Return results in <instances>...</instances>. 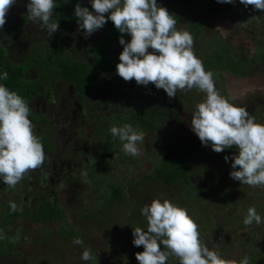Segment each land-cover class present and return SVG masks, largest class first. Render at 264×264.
Masks as SVG:
<instances>
[{"label":"clouds","instance_id":"9594fccd","mask_svg":"<svg viewBox=\"0 0 264 264\" xmlns=\"http://www.w3.org/2000/svg\"><path fill=\"white\" fill-rule=\"evenodd\" d=\"M234 2L216 0L223 4ZM239 2L264 12V0ZM13 3L15 0H0V28ZM55 4L56 0H27L25 5L30 21L37 23L49 38L59 27L53 18ZM88 4L91 10L81 6L79 0L74 5L77 31L82 30L87 38L106 22L112 23L121 34L118 44L122 46L115 65L116 74L125 82L134 80L145 87L151 82L169 98L175 97L178 90L195 88L204 93L191 113V131L202 146L210 147L213 152L235 149L230 179L249 187L264 188V124L256 122L245 107L231 102V97L219 94L214 86V74L206 71L194 54L192 34L176 27L175 14L157 0H88ZM123 34L129 37L127 42ZM7 78L6 71L0 72V183L10 190L29 170L39 168L45 155L39 138L33 134L29 105L2 83ZM108 131L119 139L124 154L132 157L141 154L143 135L131 124L112 125ZM228 159L224 156L226 163ZM9 207L16 210L15 203ZM139 212L146 226L131 228L132 245L143 249L134 253L138 264H168L170 256L178 264H249L246 255L238 261H229L215 245L209 248L200 238L199 227L188 209L167 198L155 197ZM242 223L260 225L264 217L250 206L242 214ZM72 243L82 245L83 242L77 237ZM91 258L90 250L84 248L80 259L87 262Z\"/></svg>","mask_w":264,"mask_h":264},{"label":"flooded vegetation","instance_id":"af4514ba","mask_svg":"<svg viewBox=\"0 0 264 264\" xmlns=\"http://www.w3.org/2000/svg\"><path fill=\"white\" fill-rule=\"evenodd\" d=\"M24 2L25 0H15V3L10 5L11 10L9 9V12L5 14L7 26L4 28V35L7 38V44H0L6 51L5 58L15 64L26 61L32 53V46L35 44L33 41L28 47L27 45L20 47L18 45L19 40L15 38V35L22 33L25 27L32 26L33 23L29 17L19 27L18 31L10 35L6 34L9 26L17 23L19 19L25 16ZM170 3V0H164L160 5L166 7L170 13L175 14L176 17L174 18L177 20L176 27L178 29L182 23H185V30L193 36L194 54L202 61L204 69L214 74V86L219 94L231 97V102L245 107L256 122L264 124V29L261 30L263 34H259L262 38L255 39L254 29L257 28L250 26V24L255 23L254 18L251 17L252 20L246 19L245 13L240 10L229 13L231 4L216 3V0H212L211 6L206 8L204 6L205 0H196L195 5H189L188 8L179 12L175 11ZM56 4H58L57 1ZM66 6L68 9L70 8L69 4ZM58 9L53 10V18H56ZM22 10L23 12H21ZM186 11L191 13L185 15ZM254 12L260 21H263L260 26L264 28V20L261 19V17L264 18V14L256 10ZM76 25L75 20L69 25L65 34L60 33L51 38L46 33L47 42L42 51L50 49L49 45L51 44L56 45L58 39H63L69 30ZM96 33L97 38L91 43L92 45L101 38L100 29ZM124 38L129 39L127 34ZM55 47V57H60L63 54L74 55L72 52H63L60 47ZM113 48L107 51V54L112 58L118 56L116 50L121 51L122 46ZM64 51L66 50L64 49ZM87 51L86 48L88 54ZM41 75L42 72L35 66H30L24 74L31 79L39 80L40 78V87L45 89L27 102L30 113L36 117L32 124H37V132L40 134L41 131L50 148L44 152V155L49 159L55 158L56 161H60L59 159L69 161L66 157H69V154L74 155L77 150L85 149V153L88 150L90 153L96 154L101 150L100 146L110 141L114 147L111 156L112 166L108 170H100L101 176L103 180H108L112 178L110 174L113 175V173L111 172L117 171V179L112 178V180L115 184L123 187V193L126 185H121L118 180V173L122 165L134 164L131 168L134 174L130 175L129 173L128 175L140 180L141 176L150 173L153 160H157L166 149L173 151L175 143L181 142L183 145L193 146L200 142L191 131L189 123L195 105L204 97V93L198 92L195 88L185 91L178 90L175 97L169 98L162 89H156L151 82L145 87L137 85L134 80L125 82L121 78V85L111 84L108 77L112 78L113 75L109 76L106 73L99 78L105 88L102 96L98 90L93 89L87 93L86 98L79 99L72 82L57 78L51 83L47 75ZM125 86L132 87L131 92H123L122 88ZM112 91H116V93ZM52 111L54 113H51ZM134 111L136 112L134 116L129 114V112L133 113ZM83 114L84 118H82ZM122 118L143 135V140L140 142L141 154L139 156L128 155L127 160L116 163L115 161L118 159H126V154L121 151L119 139L113 138L111 133H108V129L112 125L124 124ZM56 132L60 135L58 140L54 138ZM95 138L97 139L94 140ZM64 149L65 153L61 154ZM226 151L229 153L227 163L222 164L219 162L218 156L215 155L208 160V164L218 162L216 169L221 170V166L231 169V156L235 149H227ZM137 159L138 161L143 159L142 164L140 162L144 168L142 171L137 169ZM78 163L80 168L76 164L70 168L72 170L77 169L74 177L69 176L70 169L63 176L65 177L63 178L64 185H69L72 182H87L90 190L99 196L98 191L99 193L102 192L103 186L93 183V180L87 175H82V172H87L88 167L83 165L81 161ZM82 168L85 169L82 170ZM219 175L221 176L220 173ZM126 193L128 192L124 194L126 195ZM89 224L96 225L93 220Z\"/></svg>","mask_w":264,"mask_h":264},{"label":"trees","instance_id":"16d2710c","mask_svg":"<svg viewBox=\"0 0 264 264\" xmlns=\"http://www.w3.org/2000/svg\"><path fill=\"white\" fill-rule=\"evenodd\" d=\"M56 1L58 3L56 6H58L57 8L55 6L54 9H59L55 20L59 22V27L57 32L52 35L53 37L60 33L65 34L68 31L69 25L76 20L73 12L74 5L78 2V0ZM170 2L171 7L175 11L182 12L189 5H195L196 0H170ZM211 2L212 0H205L204 6L206 8L210 7ZM24 3L25 6L27 0ZM79 3L81 6L89 7V10H91L88 0H79ZM66 4L70 5L69 9ZM261 13L264 14V12ZM27 17L28 14L25 11V16L19 19L17 23L9 26L6 34L10 35L18 31L19 27L27 20ZM100 32L102 34L100 40L87 48L88 55L86 60L76 56L72 57L68 54L55 57V44L49 45L50 49L45 51H42V47L34 44L31 48L32 53L28 59L15 64L5 58L6 51L0 46V72L6 71L8 73L7 80L2 81V83L10 90L15 91L27 103L36 94L42 93L45 90L40 87V78L37 80L24 76L25 71L30 66H35L42 72L41 76L47 75L51 83L57 78L72 82L79 99L86 98L87 93L93 89L98 90L100 96H102L105 88L99 78L106 73L109 76L114 75L115 65L118 63V56L112 58L107 54V51L113 47H119L118 37L121 34L110 21L100 28ZM123 35L125 36V34ZM125 41L127 42V39ZM96 79H99V81H96ZM112 92L116 93V91ZM135 113V111L133 113L129 112L132 116ZM28 118L31 122H35L36 117L30 111ZM123 122L126 123L124 120ZM35 130L37 131V127ZM36 131L33 134L39 138L43 151L49 150V145L45 141L46 138L42 135L41 131L40 134H37ZM112 145L110 141L105 143L100 146L101 150L96 154H92L88 150L86 151L90 157L88 161L83 163V165H87L88 167L86 172L87 177L93 180V183L103 186V191L100 193L98 191L99 202L96 209L79 215V219L85 225L88 224V228L94 227L89 222L91 223L92 220L97 218L105 226L110 227L112 231L121 228L125 235L129 234L128 240H132L131 228H144L146 226L144 218L140 215V208L150 203L155 197H163L188 209L189 215L199 227L202 241L209 248L215 245L219 249L221 256L226 260L238 261L246 255L249 264H264V223L260 225L253 224L251 226H244L242 223V214L250 206L255 207L258 214L264 217V202L261 200V197H256L264 196V189H261V187H249L239 184L238 181L234 180L229 181L228 174L231 169L221 167L223 171L220 172L219 168L216 169L218 162L211 165L208 164V160L212 159L215 155L218 156L219 162L225 163L224 156L229 155L226 151L227 149L223 152L215 153L211 148L208 149L202 146L200 142L193 146H186L181 142L175 143L173 151L166 149L157 160H153L152 169L149 174L141 176L140 180H136L134 177L128 179L125 185L129 186L133 198V202L129 208L130 203L126 200L123 187L115 184L112 179L103 180L101 176L102 170H108L112 166L111 156L114 150ZM115 148H118V146H115ZM127 156L125 155L126 159H118L115 162H123L127 160ZM219 173H222L221 176ZM135 187L138 188L135 189ZM142 192H146V194L142 195ZM122 206H126V209L121 212V218L110 222L108 213L114 208ZM63 218L62 209L55 198L48 200L46 197H40L37 200L36 206L32 208L24 207L23 209L12 211L9 207H5L0 216V235L3 236L6 230L5 226L13 224L15 219H25L30 222L39 223L45 221L56 222ZM83 231L79 232L75 226L69 225V227H65L60 224L57 231H55V233H58L57 242L53 241V231H48L47 238L41 237L42 239L40 238V240L49 245V249H53V251L45 253L46 257L49 258H45L40 262L31 261L29 264H61L62 261H69L67 264H75L77 262V264H81L77 253H71L70 255L72 247L69 244H63L66 238L73 241L74 238L79 237L82 242L84 241L81 246L90 250V243L88 244L84 240L85 234ZM59 244L62 245L61 249L56 247ZM12 246L13 244L10 245L8 241L0 239V264H8L7 260L10 259V256L12 257L11 261L13 264H24L19 260L22 253L14 249L11 251L10 256L6 258L7 260H2L1 257H5ZM132 248L134 253L143 250L142 246H133ZM65 251V257L62 258L61 255ZM122 252L118 250L119 255L124 254ZM124 252H126V255H124L131 256V259L124 261L122 264H138L134 254L129 253L130 255H127V252H130V250L126 249ZM69 257L70 259L68 260ZM101 259L95 256L87 261L86 264H101L104 258ZM111 264L119 263L112 262ZM168 264H178V260L170 256Z\"/></svg>","mask_w":264,"mask_h":264},{"label":"rangeland","instance_id":"374dc122","mask_svg":"<svg viewBox=\"0 0 264 264\" xmlns=\"http://www.w3.org/2000/svg\"><path fill=\"white\" fill-rule=\"evenodd\" d=\"M159 4L163 3L164 0H157ZM13 5V4H12ZM18 6V5H17ZM11 6H9L7 12H9ZM11 10V9H10ZM16 10V9H15ZM235 10H240L242 13H245V17L248 20H252L251 17H253V21L255 23L250 24V26H254L255 39H261L262 36H259L261 33V30L264 29L260 25L263 24V21H260V18L257 17V14H255L254 9L251 5L245 6L239 2V0H235L234 3H232L229 7V13L235 12ZM245 10V12H244ZM6 12V13H7ZM23 12V10L21 11ZM191 12L186 11L185 15H189ZM184 15V16H185ZM262 20L264 18L261 17ZM7 19H5L6 22ZM33 23L32 26H27L22 31V33H18L15 35V38L19 40L18 45L21 47L23 45H27V47L33 42L38 47H45V44L47 42L46 40V32L42 31L37 23ZM242 23V22H241ZM185 23H182L179 26L180 28H184ZM7 25L4 24L2 28H0V44L6 45L7 44V38L4 35V28ZM97 31L92 33L89 37L83 38L82 30L77 31V25L69 30L66 36L63 37V39H58L56 46L57 48L60 47L64 51H68L69 53L72 52V54H76V57L86 60L87 59V53L86 48L92 46V42L96 40L97 38ZM61 42V43H60ZM43 45V46H42ZM119 50H116V53L119 54ZM72 55V57L74 56ZM13 59V58H12ZM108 81L111 84H117L121 85L122 81L121 78L116 74L114 71V75L112 78L108 77ZM67 86H65V89ZM132 87L125 86L122 88V91L125 92H131ZM36 108V107H35ZM51 113H54L52 111ZM56 113V112H55ZM84 118V114L82 116ZM37 124H33V133H35V128ZM37 132V131H36ZM65 131L63 130V133ZM38 133V132H37ZM39 134V133H38ZM60 135L56 132L54 135V138L58 140ZM58 138V139H57ZM95 138L94 140H96ZM93 140V142H94ZM88 145V144H85ZM65 153V149L62 150L61 154ZM73 153V152H71ZM69 159V161H61L62 159H59L60 161L54 160L55 158L49 159L45 155L44 162L42 165L35 169V170H29L24 177L21 179V181L16 185L14 189H7L3 183H0V216L1 212L5 209V207H9L10 203L16 204V209H23L24 207H34L37 204V200L40 197H46L48 200H53L54 198L57 200V203L62 209V214L64 216L63 219H60V221H45V222H30L25 219H15L13 221V224L6 225V230L3 233V240L8 241L10 245L13 244V246L10 248V250L6 253L5 257L2 256V260H7L6 258L10 256L11 251L19 250L22 255L20 256L19 260L23 262L24 264H29L32 262H40L43 261L46 257V254L48 251H53V249H49V245L44 243L42 240H40L41 237L47 238V232L53 231V241L57 242V236L58 233L57 229L59 228V225L62 224L65 227L75 226V228L80 232L84 230V240H86L90 247V252L92 258L95 256H98L99 258H104L101 262V264H111L112 262H117L119 264H122L124 261H127L131 259L126 255V252H124L126 249L130 250V252H127V255H130L129 253L134 254L131 240H128L129 234H126L121 230V228H118L117 230L112 231L110 227L105 226L100 219H95L93 222L96 223L94 227L87 228V225H85L81 219H79V215L84 214L85 212H90L92 210L96 209V206L99 202L98 196L95 192L90 190V187L87 182H72L69 185H64L63 177L67 171L78 165L79 161L83 164L84 162L88 161L90 159L89 155L85 153V149L77 150V152L72 155L69 154V157H66ZM138 161V159H137ZM143 162V159L138 161V168L142 171L144 169L141 164ZM134 164H125L121 166V169L118 173V180L121 185H125L123 183H126L128 181L127 177H130L128 174L133 175L132 173V167ZM222 167V166H221ZM85 168H82L84 170ZM77 169H70V175L71 177H74L77 171ZM222 172L223 170H220ZM110 174L112 178L117 179V171L111 172ZM78 174H80L78 172ZM222 174V173H221ZM110 177V178H111ZM111 178V179H112ZM225 178V177H224ZM86 181V180H85ZM229 181H232L229 177ZM138 187H135V189ZM138 190V189H137ZM126 193V200L128 201L129 208L131 206V203L133 202L132 194L130 192L129 186H126L124 189V193ZM40 193V194H39ZM146 194L142 192V195ZM102 198V197H101ZM264 196L261 197V200L264 202ZM264 204V203H263ZM10 208V207H9ZM126 209V206L117 207L114 208L112 211L108 213L110 222L114 221L117 218H121V212ZM14 211V210H12ZM105 216H107L105 214ZM116 221V220H115ZM119 222V221H118ZM121 222V221H120ZM42 239V238H41ZM84 242V241H83ZM59 243V242H58ZM70 245L72 247L71 253H77V257L80 258L82 250L85 248L81 245H74L71 241V239H65L63 245ZM56 247L59 249L62 248V245L59 244ZM87 247V246H86ZM88 249V248H87ZM8 250V248H7ZM58 250V249H57ZM118 250L124 254L118 253ZM46 253V254H45ZM65 253L61 255L62 258L65 257ZM75 256V255H73ZM107 258L111 259L108 260ZM70 257L68 258V260ZM12 257L10 256V259L7 260L8 264H13L11 261ZM52 260V258H51ZM81 264H86L85 261H82L79 259ZM111 261V262H109ZM67 262H63L61 264H67ZM78 263V262H77ZM75 263V264H77ZM6 264V263H5Z\"/></svg>","mask_w":264,"mask_h":264},{"label":"water","instance_id":"95a60500","mask_svg":"<svg viewBox=\"0 0 264 264\" xmlns=\"http://www.w3.org/2000/svg\"><path fill=\"white\" fill-rule=\"evenodd\" d=\"M244 83H248V82H244Z\"/></svg>","mask_w":264,"mask_h":264}]
</instances>
